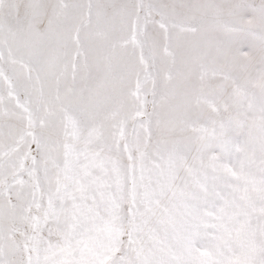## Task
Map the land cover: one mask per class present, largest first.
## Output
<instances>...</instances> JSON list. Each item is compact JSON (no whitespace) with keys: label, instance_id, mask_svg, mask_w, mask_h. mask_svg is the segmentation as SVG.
Instances as JSON below:
<instances>
[{"label":"snow or ice","instance_id":"6c2138e0","mask_svg":"<svg viewBox=\"0 0 264 264\" xmlns=\"http://www.w3.org/2000/svg\"><path fill=\"white\" fill-rule=\"evenodd\" d=\"M0 264H264V0H0Z\"/></svg>","mask_w":264,"mask_h":264}]
</instances>
